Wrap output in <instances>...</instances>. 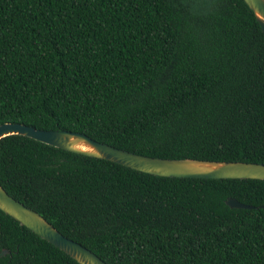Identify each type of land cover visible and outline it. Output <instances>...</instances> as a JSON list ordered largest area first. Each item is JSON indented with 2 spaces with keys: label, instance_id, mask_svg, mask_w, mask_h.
Here are the masks:
<instances>
[{
  "label": "trees",
  "instance_id": "16d2710c",
  "mask_svg": "<svg viewBox=\"0 0 264 264\" xmlns=\"http://www.w3.org/2000/svg\"><path fill=\"white\" fill-rule=\"evenodd\" d=\"M7 121L264 163V32L244 0H0ZM0 183L107 264H264V179L154 175L9 134ZM2 248L0 264H80L0 210Z\"/></svg>",
  "mask_w": 264,
  "mask_h": 264
},
{
  "label": "water",
  "instance_id": "95a60500",
  "mask_svg": "<svg viewBox=\"0 0 264 264\" xmlns=\"http://www.w3.org/2000/svg\"><path fill=\"white\" fill-rule=\"evenodd\" d=\"M254 12L264 32V0H244ZM22 134L38 141L83 155L107 159L133 169L169 177L255 178L264 179V163L252 161L207 160L191 157L169 158L149 156L97 141L87 134L67 129H40L21 122L0 124V138ZM229 207L253 208L234 197H226ZM264 207V205H261ZM0 210L26 226L41 238L58 247L80 264H107L81 243L68 238L34 209L11 196L0 183ZM0 250V256L7 253Z\"/></svg>",
  "mask_w": 264,
  "mask_h": 264
}]
</instances>
